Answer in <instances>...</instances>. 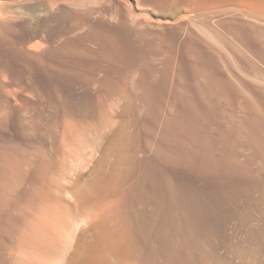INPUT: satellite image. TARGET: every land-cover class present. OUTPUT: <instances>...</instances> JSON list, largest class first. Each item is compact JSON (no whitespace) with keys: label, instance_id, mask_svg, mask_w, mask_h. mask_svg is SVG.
<instances>
[{"label":"rangeland","instance_id":"rangeland-1","mask_svg":"<svg viewBox=\"0 0 264 264\" xmlns=\"http://www.w3.org/2000/svg\"><path fill=\"white\" fill-rule=\"evenodd\" d=\"M53 1L45 0L44 3V0H0V5L4 3V8H19L16 10L17 15L12 14L16 16L13 19H18H12L15 24L8 19L7 24L4 22L0 28V81L3 85L0 84V98L4 95L1 98L3 101L0 99V125L4 123L0 127V264H264V85H261L264 84V55L261 56L263 53L255 48L258 56L261 53L259 58L262 59H259V62H250L251 60H247L246 56L238 51L235 54L237 59H234L229 55L232 51L228 52L225 48L221 51L219 48L222 45L210 41L212 52L220 50L222 58L219 59L215 52L213 62L211 61L212 66L216 63L213 67L218 68L214 69L218 73L215 74L216 78L226 80L227 85L228 81L235 83L234 86L233 82L230 83L232 87L229 85L231 88L228 94L217 96L212 91H209L211 94L206 92L209 87L206 75L201 77L182 70L189 64L200 63L197 62L198 59L187 56L186 49L169 47V43L163 38L159 37L160 40L158 37L152 38L148 34L142 35L133 31L132 35L130 33V40L127 39L129 42L121 41L123 47L121 42L118 44V47H125L126 50L129 49L127 45L131 44L132 51L130 56V50L125 54L127 63L124 62L122 67H118L113 61L110 62L109 57L102 58L105 53H98L100 47L96 41H85L87 37L84 35L88 33L86 29L90 31V25L100 20L97 11L96 14L90 12L92 9L94 11L96 6L93 5V0H88L86 11L85 8L84 11L83 8L80 10L81 15L89 17L84 19L82 15L84 21L80 17V20L78 17V20L71 17L77 13L79 15L78 9L71 7L75 6L71 1H68V4L65 0H57L60 3L57 5V1ZM64 2L66 5H63ZM50 5L52 7H49ZM27 7L31 9L28 11ZM10 8L8 11H11ZM46 10L49 19L46 17ZM62 15L65 17L62 18ZM18 21L22 23L18 24ZM34 23L36 26H33ZM73 25L77 28H73ZM25 26L27 29L31 27L29 31H26ZM227 26V23L221 24L226 30L230 28ZM81 30L83 33H80ZM57 31L61 33L58 34ZM196 33L198 34L196 31L194 35ZM21 36L28 41L26 49L22 50L18 42V37L20 39ZM199 36L198 34L194 37L200 41L206 39L204 35H201L203 40ZM5 37H8V41ZM63 37L67 39L64 40ZM216 37L218 39V36ZM35 40H38V43ZM54 40H58L57 43ZM207 41L200 43L205 45ZM7 42H11V45ZM61 42H67L62 43L64 49ZM53 43L57 48L52 47ZM36 44H40L39 48H35ZM132 45L139 48L141 54L134 53L138 50ZM46 46L56 50H52L50 55V49ZM229 46L234 45L229 43ZM229 46L228 48L233 50L234 47ZM32 53L34 54L31 55ZM48 54L49 56H46ZM86 55L92 59H88ZM18 56L27 62L19 60ZM60 56L64 59L62 63ZM78 56L85 62H81L83 60ZM239 58H243V61ZM49 61L52 62V68H58L57 71L54 69L56 75L59 74L57 81L53 82L55 85L35 72L38 65L42 67L46 63L49 64ZM60 64L65 65V68ZM259 64L263 65L262 69ZM62 69H67L68 72ZM232 74H235V78ZM2 78L7 79L5 81L8 85L2 83ZM12 79H15L16 83ZM210 81L208 80L209 84ZM241 82L243 88H239ZM20 85L21 87H18ZM50 87L53 88L50 90ZM23 90L24 93H21ZM148 90H151V93ZM205 93L206 96L208 94V98L205 96L208 101L203 97ZM182 100L204 101L212 107L213 110L209 109L210 112L206 113L208 116L205 114L207 121L202 118L205 120H199L202 125L199 121L195 123L205 128L204 137L216 146L214 155L220 158L227 153L228 158L250 179L246 183L235 184L222 191L218 197L219 206L212 209L207 216H203L205 222L208 220V226L201 231L203 234L200 231V234L197 233L199 246L192 248L186 247L183 238H180V235L178 237V234H171L170 229H167L170 233L164 231V236L158 234L162 233L160 225L169 223L170 220L161 218L159 208L163 206L157 201L154 202L153 193L147 188L145 181L147 170L142 166V161L154 158L162 130L170 119L178 117ZM13 101L19 104H12ZM231 127H234L236 132L223 138V132ZM192 193L193 190L188 193V203L192 202ZM148 194L151 195L149 198ZM204 197L208 199L207 196ZM150 221L153 228L149 227ZM147 223L149 231L145 230ZM34 230L38 232L34 233ZM172 235L174 239L169 247L163 239H170ZM181 245L182 249L179 251L178 247Z\"/></svg>","mask_w":264,"mask_h":264},{"label":"bare ground","instance_id":"bare-ground-1","mask_svg":"<svg viewBox=\"0 0 264 264\" xmlns=\"http://www.w3.org/2000/svg\"><path fill=\"white\" fill-rule=\"evenodd\" d=\"M53 1V0H52ZM57 1V0H56ZM63 1V0H60ZM65 1H71L75 6H71V7H76L79 11V15L78 13L75 15H71L73 12L70 13L71 17H74L76 19V17L82 18V15L80 14V10L83 8L82 11H86V5L87 2H89L88 0H65ZM4 2V1H3ZM18 2V1H17ZM21 2V1H20ZM55 2V1H53ZM58 2V1H57ZM57 4H60L59 2ZM68 2V4H69ZM93 5L95 6V9L93 11V9L90 11L91 13H95L97 11V13H99L100 15V20L98 23L96 24H91L90 25V31H88L89 29H86L88 33H86L84 36L87 37L85 38L83 36V34L81 36H83L85 39V41H90L88 39H92L94 41H96L99 44L100 47V52L98 53H105L104 57L102 58H108L111 59L110 62L113 61V63L118 66V67H122V65H124V62H126V60L124 57L126 56L125 54L129 51L128 56H130L131 54V44L127 45V43H124L125 45L129 46L127 48L128 50L118 47L119 42L121 41H128L130 40V36L132 35L133 31H137L139 34L142 35H149L152 36V38H163L167 41V43H169V47H178V49H186L187 52H185L187 54V56H191L193 58L198 59L197 62L200 63H195V64H189V66L185 67L182 70H185L189 73H191L192 75L197 74L198 76L201 75V77L205 76V79L207 81V85H209L208 87V91L206 88V92H208L209 94H211L210 92H214V95L217 96H221L224 94H228L229 93V88H231L232 86L235 85V83L233 82V85L230 84L232 82H229V85H227V83L221 79H218L219 77L216 78L215 74H218L214 71L215 68H217L216 66H212V59L214 58L215 54L217 53L219 59H222L220 57V53L219 52L222 48H225L226 51H232L229 52L234 59H237V56H235V54H237L236 51H238L239 53L245 55L244 57L249 60H251L250 62H259V59L261 60L262 58H259V56L261 55V53H263L261 56L264 55V0H93ZM2 2H0L1 4ZM11 3V2H10ZM30 3V2H29ZM28 3V4H29ZM44 3L45 0H44ZM50 4V2H48ZM52 3V2H51ZM4 4V3H3ZM2 4V6H3ZM21 4V3H20ZM24 4V3H23ZM27 4V3H26ZM42 4V3H41ZM65 4V2L63 3V5ZM7 4H5L6 6ZM11 5H13L11 3ZM16 5V4H15ZM44 5V4H43ZM46 5V4H45ZM48 5V4H47ZM54 5V4H53ZM61 5V6H63ZM66 5V4H65ZM92 5V4H91ZM0 5V28L3 27V25L6 23L7 24V20L11 19L9 21L13 22L12 19L13 16L16 13L18 14V12H16L17 9L19 8H14L16 10H11L10 7L4 8ZM20 6V5H18ZM23 6V5H22ZM26 6V5H25ZM29 6V5H28ZM59 6V5H58ZM68 6V5H67ZM86 6V7H85ZM89 6V5H88ZM31 7V5H30ZM49 7H52L51 5ZM55 7V5H54ZM53 7V8H54ZM60 7V6H59ZM97 7V8H96ZM8 8H10L11 11H8ZM24 8V7H23ZM32 8V7H31ZM29 8V9H31ZM35 8V6L33 7V9ZM46 8V6L44 7ZM70 8V7H68ZM88 8V7H87ZM94 8V7H93ZM7 9V10H6ZM28 9V7L26 8ZM28 9V11H29ZM37 9L38 6H37ZM47 9V8H46ZM49 9V8H48ZM52 9V8H50ZM61 9V8H59ZM64 9V8H62ZM76 9V10H77ZM25 10V9H24ZM53 10V9H52ZM51 10V11H52ZM27 11V10H26ZM31 11V10H30ZM40 11V10H39ZM38 11V12H39ZM47 11V10H46ZM45 11V12H46ZM70 11V10H69ZM93 11V12H92ZM25 12V11H24ZM43 12V13H45ZM60 12V11H59ZM62 12V11H61ZM77 11H75L76 13ZM41 13V12H40ZM50 13V12H49ZM54 13V12H52ZM67 13V12H65ZM85 13V12H84ZM90 13V14H91ZM13 14V15H12ZM16 14V15H17ZM25 14V13H22ZM33 14V13H31ZM30 14V15H31ZM48 14V11H47ZM96 14V13H95ZM35 15V14H34ZM40 15V14H39ZM43 15V14H42ZM61 16V14H59ZM98 15V14H97ZM98 15V16H99ZM23 17H26V15H22ZM27 16H28V12H27ZM36 16V15H35ZM34 16V17H35ZM44 16V15H43ZM46 16V15H45ZM49 14L46 16L48 18ZM50 16H52L50 14ZM56 16V15H55ZM54 16V17H55ZM64 15H62L63 18ZM93 16V14H92ZM96 16V15H95ZM20 17V16H19ZM37 17V16H36ZM42 17V16H41ZM65 17V16H64ZM70 17V19H71ZM18 18V17H17ZM39 18V16H38ZM46 18V19H47ZM53 18V17H52ZM83 18H89L87 15H83ZM82 18V20H83ZM99 18V17H98ZM21 19V17L19 18ZM28 19V18H27ZM49 19V18H48ZM76 19V20H78ZM97 19V17L95 18ZM14 21H17L18 19H13ZM23 20V19H22ZM25 20V19H24ZM36 20V19H35ZM53 20V19H52ZM73 20V19H72ZM75 20V21H76ZM80 20V19H79ZM41 21H43V19L41 18ZM55 21V20H53ZM61 21V20H59ZM63 21V20H62ZM84 21V20H83ZM97 21V20H96ZM5 22V23H4ZM18 21L17 23L19 24ZM34 22V21H33ZM37 22V21H36ZM58 22V19H57ZM68 22V21H67ZM79 22V21H78ZM87 22V21H86ZM94 22V21H92ZM22 23V22H21ZM41 23V22H40ZM48 23V22H47ZM47 23L45 24L47 26ZM50 23V22H49ZM60 23V22H59ZM82 23V21H81ZM90 23V22H89ZM227 23L228 26L230 28H226L224 29L223 27H221V24H225ZM9 24V23H8ZM12 24H15L14 22ZM36 23L33 24V26ZM56 24V23H55ZM67 24V23H66ZM64 24V26L66 25ZM79 24V23H78ZM83 24V23H82ZM82 24L80 26H82ZM25 25V24H22ZM40 25V24H39ZM52 25V24H51ZM68 25V24H67ZM76 25V24H75ZM75 25H73V28H77ZM84 25V24H83ZM230 25V26H229ZM11 26V25H10ZM28 26H30L28 24ZM36 26V25H35ZM61 26V24L59 25ZM58 26V27H59ZM72 26V25H70ZM79 26V25H78ZM87 26V25H86ZM85 26V27H86ZM89 26V25H88ZM225 26V25H224ZM24 27V26H23ZM52 30V27L49 26ZM68 27V26H67ZM15 28V27H14ZM20 28V27H19ZM25 28L27 29V27L25 26ZM29 28L26 31H29ZM37 28V27H36ZM40 29V27H38ZM37 28V29H38ZM54 28V27H53ZM61 28V27H60ZM70 28V27H69ZM33 29V27H32ZM35 29V28H34ZM47 29V28H46ZM55 29V28H54ZM63 29V28H62ZM82 29V28H81ZM85 29V28H84ZM49 30V29H48ZM71 30V28L69 29ZM198 32V34L201 36H205V40L207 42H205L207 44V46L213 42L217 45H222L221 48L217 49L219 51H213L210 49L211 45H209L208 47L206 46V44L204 45L203 42L205 40H203V37L201 36L203 41H200L197 39V37L195 38L194 36L198 35L196 33V35H194V32L196 31ZM2 31V30H0ZM55 31V30H54ZM63 31V30H62ZM68 31V30H67ZM66 31V32H67ZM72 31V30H71ZM79 31V30H78ZM78 31L76 33H78ZM12 32V31H11ZM17 32V31H16ZM35 32V30L33 31ZM45 32V31H44ZM48 31H46L47 33ZM53 32V31H51ZM50 32V33H51ZM56 32V31H55ZM58 32V31H57ZM64 32V31H63ZM132 32V33H131ZM2 32H0L1 34ZM5 32H3L4 34ZM32 33V32H31ZM49 33V32H48ZM47 33V34H48ZM61 32H58V34H60ZM65 33V32H64ZM80 33H83L82 30ZM85 33V32H84ZM131 33V35H130ZM201 33V34H200ZM6 34V33H5ZM18 34H20L18 32ZM17 34V35H18ZM53 34V33H52ZM51 34V35H52ZM58 34H56L58 37ZM69 34V33H68ZM65 34V35H68ZM8 35V34H7ZM6 35V36H7ZM33 35V34H32ZM44 35V34H43ZM64 35V34H63ZM76 35V34H75ZM194 35V36H193ZM2 36V35H1ZM0 36V37H1ZM4 36V35H3ZM48 36V35H47ZM54 36V35H53ZM50 36V37H53ZM60 36V35H59ZM68 36H72V35H68ZM79 36V35H78ZM135 36V35H134ZM140 36V35H139ZM199 36V38H200ZM218 36V39L217 37ZM10 39V36H8ZM7 37V38H8ZM14 37V36H13ZM22 37V36H21ZM45 37V36H44ZM49 37V38H50ZM133 37V36H132ZM4 38V37H3ZM6 38V37H5ZM6 38V40H7ZM17 38V37H16ZM29 38V36H28ZM27 38V40H29ZM34 38V37H33ZM37 38V36H36ZM64 40L67 39L65 37H63ZM73 38H75V36H73ZM73 38L71 37V39L73 40ZM129 38V39H128ZM137 38V37H136ZM157 38V39H158ZM159 38V39H160ZM2 39V38H1ZM42 39V37H41ZM40 39V40H41ZM46 39V38H45ZM51 39V38H50ZM54 39V38H53ZM52 39V40H53ZM57 39V38H55ZM59 39V38H58ZM70 39V38H69ZM80 39V38H79ZM128 39V40H127ZM135 39V38H134ZM133 39V40H134ZM160 39V40H161ZM3 40V39H2ZM5 40V39H4ZM31 40V38H30ZM34 40V39H33ZM71 40V41H72ZM76 40L78 41V37L76 38ZM81 40V39H80ZM91 40V41H92ZM138 40V39H137ZM193 40H195V42H193ZM8 41V40H7ZM13 42V39L11 40ZM38 41V40H37ZM36 40L35 42L38 43ZM43 41V39H42ZM46 41V40H45ZM48 41V38H47ZM58 41V40H56ZM54 40V42H56ZM63 41V39H62ZM69 41V40H68ZM67 41V42H68ZM75 41V40H74ZM76 41V42H77ZM139 41V40H138ZM211 41V42H210ZM222 41V42H219ZM1 42V41H0ZM4 42V41H3ZM15 42V41H14ZM18 42L19 45L22 46V49H26V46L28 44V41L24 40L23 37L19 39L18 37ZM53 42V41H52ZM60 42V41H59ZM66 42V43H67ZM75 42V43H76ZM129 42V41H128ZM136 42V41H135ZM140 42V41H139ZM224 42H228V43H224ZM10 43L11 42H7ZM17 43V40H16ZM34 43V41H33ZM32 43V44H33ZM44 43V41H43ZM47 43V42H46ZM50 43V41H49ZM57 43V42H56ZM62 43L65 42H61V46ZM65 43V44H66ZM85 43V42H84ZM83 43V44H84ZM90 43V42H89ZM122 43V42H121ZM141 43V42H140ZM224 43V44H223ZM233 44L234 46H229ZM1 44V43H0ZM6 44V43H5ZM30 44V43H29ZM31 44V46H32ZM45 44V43H44ZM48 44V43H47ZM60 44V43H58ZM79 44V43H78ZM77 44V46H78ZM81 44V43H80ZM114 44H116L117 46H115ZM137 44V42H136ZM203 44V45H202ZM212 44V43H211ZM228 44V45H227ZM7 45V44H6ZM13 45V43H12ZM40 46V44H38ZM42 45V43H41ZM46 45V44H45ZM50 45V44H48ZM76 45V44H75ZM89 45V44H88ZM123 47V43L121 44ZM135 45V44H134ZM139 45V44H138ZM143 45V44H142ZM183 45H188L189 49H187L188 47L185 46L186 48H184ZM227 45V47L225 46ZM8 46V45H7ZM15 46V45H14ZM13 46V47H14ZM37 44L35 45V48H39V46H37ZM53 46H56L52 45ZM60 46V45H59ZM66 46V45H65ZM69 46V45H67ZM73 46V45H72ZM76 46V47H77ZM133 46V45H132ZM136 46V45H135ZM145 46V45H144ZM143 46V48H144ZM229 47H234L233 50H235V52L233 53V50H230ZM11 47V46H10ZM30 47V45H29ZM49 47V51L48 53L51 55V48L50 46H46ZM70 47V46H69ZM75 47V46H73ZM79 47V46H78ZM78 47L76 49H78ZM134 47V46H133ZM140 47V46H139ZM142 47V46H141ZM147 47V46H146ZM5 48V47H4ZM16 47H14L15 49ZM20 48V47H19ZM34 48V47H32ZM31 48V49H32ZM42 48V47H40ZM44 48V47H43ZM57 48V46L55 47ZM54 48V50H56ZM62 48V47H61ZM81 48V46L79 47ZM87 48V47H86ZM95 48V47H94ZM136 48V47H134ZM133 48V49H134ZM168 48V47H167ZM255 48L259 49L261 53H259V56L256 53ZM7 49V48H6ZM13 49V48H12ZM18 49V48H17ZM16 49V50H17ZM29 49V48H27ZM30 49V50H31ZM64 49V46H63ZM73 50V48H71ZM83 49V48H82ZM139 48H136L135 50H138ZM170 49V48H169ZM10 49H8L9 51ZM34 50V49H33ZM36 50V49H35ZM53 50V51H54ZM62 50V49H61ZM70 49L68 48V51ZM96 50V49H94ZM174 51V49H171V51ZM183 50V51H184ZM224 51V49H222ZM221 50V51H222ZM7 51V52H8ZM15 51V50H14ZM12 51V52H14ZM20 51V50H19ZM29 51V50H28ZM41 51V50H40ZM45 51V48L43 50V52ZM60 51V50H59ZM64 51V50H62ZM67 50H65L66 52ZM67 51V52H68ZM76 51V50H75ZM75 51H73V53H75ZM143 51V50H142ZM170 51V50H169ZM172 51V52H173ZM176 51V50H175ZM33 52V51H32ZM36 52V51H35ZM72 52V51H71ZM84 52V51H83ZM86 52V51H85ZM93 52V51H92ZM138 51H134V53H138ZM146 52V51H144ZM168 52V51H167ZM170 52V53H172ZM182 52V51H179ZM10 53V52H9ZM16 53V52H15ZM20 53V52H19ZM22 53V51H21ZM59 53V52H58ZM57 53V54H58ZM61 53V51H60ZM64 52H62L63 54ZM72 53V54H73ZM96 53V52H95ZM133 53V55H135ZM140 53V52H139ZM143 53V52H142ZM176 53V52H175ZM178 53V52H177ZM34 53H32L31 55H33ZM36 54V53H35ZM46 55V56H49ZM55 54V53H54ZM67 54V53H64ZM71 54V55H72ZM85 54V53H83ZM91 54V53H90ZM89 54V55H90ZM141 54V53H140ZM184 54V55H186ZM240 54V55H241ZM4 55V54H3ZM11 55V54H10ZM21 55V54H20ZM38 55V54H36ZM70 55V54H69ZM77 55V54H76ZM81 55V54H79ZM88 55V54H87ZM86 55V56H87ZM88 55V56H89ZM132 55V56H133ZM143 55V54H142ZM181 55V54H180ZM183 55V54H182ZM216 55V57H217ZM241 55V56H243ZM5 56V55H4ZM22 56V55H21ZM67 56V55H65ZM64 56V58H65ZM75 56V55H74ZM87 58H91L88 57ZM96 56V55H95ZM136 56H138L136 54ZM238 56V57H241ZM1 57V55H0ZM12 57V56H11ZM19 57V56H18ZM62 58V56H60ZM59 57V58H60ZM70 60H71V56ZM80 57V56H78ZM84 57V56H82ZM97 57V56H96ZM134 57V56H133ZM142 57V56H141ZM264 57V56H263ZM6 58V57H5ZM23 59V57H21ZM21 58L19 57L18 59L21 60ZM41 58V57H40ZM60 58V59H61ZM73 58V56H72ZM81 58V57H80ZM80 58L78 60H80ZM244 58V59H245ZM17 59V60H18ZM47 59V58H46ZM50 59V58H49ZM63 59V58H62ZM74 59V58H73ZM72 59V60H73ZM83 60V58H81ZM92 59V58H91ZM90 59V60H91ZM125 59V61H124ZM241 59V61H243V58H239ZM245 59V61H246ZM247 59V60H248ZM12 60V59H11ZM43 60V59H42ZM55 61V57L53 59ZM67 60V59H66ZM65 60V61H66ZM86 60V59H85ZM96 60V58H95ZM108 60V59H107ZM136 60V59H134ZM200 60V61H199ZM8 61V60H7ZM24 62H27V60H21ZM20 61V63H21ZM46 61V60H44ZM43 61V64H44ZM48 61V59H47ZM46 61V62H47ZM53 61V62H54ZM59 61V60H58ZM63 60H61L62 63ZM100 61V60H99ZM240 61V63H241ZM14 62V61H13ZM32 62V61H30ZM50 62V61H49ZM77 62V61H76ZM81 62H85L84 60ZM95 62V61H94ZM94 62H92L93 64H95ZM213 62V61H212ZM239 62V61H238ZM247 62V61H246ZM249 62V61H248ZM261 62V61H260ZM264 62V60H263ZM9 63V62H7ZM15 63V62H14ZM52 62H50L49 64L46 63L45 65H43L42 67H40L38 65V67H36V73L38 72L39 75L41 76L44 80L48 81L49 83H52L56 80V78L58 77V75H56V68H52ZM66 63V62H65ZM73 63V62H72ZM75 63V62H74ZM109 63V62H108ZM12 64V63H11ZM19 64V63H17ZM25 64V63H24ZM28 64V63H26ZM31 64V63H30ZM38 64V63H37ZM56 64V63H54ZM53 64V65H54ZM64 64V63H63ZM82 64V63H80ZM84 64V63H83ZM82 64V65H83ZM101 64V62H100ZM246 64V63H244ZM243 64V65H244ZM249 64V63H248ZM10 65V63H9ZM76 65V64H75ZM74 65V66H75ZM86 65V64H84ZM98 65V64H97ZM106 65V63H105ZM103 65V66H105ZM261 65V69H262V64H259V66ZM12 66V65H11ZM28 66V65H27ZM27 66H25L27 68ZM61 66V64H60ZM65 66V65H64ZM64 66H61L63 68H65ZM81 66V65H80ZM92 66V65H91ZM245 66V65H244ZM244 66L242 68V70H244ZM16 67V66H14ZM68 67V66H67ZM79 67V66H78ZM118 67L117 70H118ZM3 68V67H2ZM6 68V67H5ZM4 68V69H5ZM13 68V67H12ZM60 68V67H59ZM72 68V66H71ZM69 68V70L71 69ZM264 68V67H263ZM3 69V71H4ZM30 69V68H29ZM26 69V70H29ZM34 69V68H33ZM54 69H56V71H54ZM77 69V68H75ZM75 69L73 70V73L75 71ZM81 69V68H80ZM121 70V68H119ZM2 70V69H1ZM17 69H15L16 71ZM61 70V69H60ZM64 71V69H62ZM117 70H115L117 72ZM181 70V71H182ZM218 70V68H217ZM25 71V70H23ZM67 69L64 71L66 72ZM78 70H76L77 72ZM81 71V70H80ZM212 71V72H211ZM13 72V71H12ZM63 72V73H64ZM68 72V71H67ZM71 72V71H70ZM82 72V71H81ZM114 72V71H113ZM184 72V71H183ZM215 72V73H214ZM231 72V71H230ZM243 73V71H241ZM259 72V71H258ZM264 72V69H263ZM4 73V72H3ZM5 73L8 72L6 71ZM24 73V72H23ZM26 73V71H25ZM24 73V74H25ZM233 73V72H232ZM11 75V73H9ZM17 74V73H16ZM61 74V72H60ZM66 74V73H65ZM68 74V73H67ZM71 74V73H70ZM69 74V76H71ZM114 74V73H112ZM110 74V75H112ZM230 74V73H229ZM228 74V75H229ZM263 74V73H262ZM4 75V74H3ZM6 75V74H5ZM6 75V77H8ZM9 75V76H10ZM80 75V74H79ZM196 75V76H197ZM221 75V74H220ZM235 78V74H232ZM1 76V74H0ZM66 76V75H65ZM75 76H77L75 74ZM203 76V77H204ZM208 76V77H207ZM3 77V76H2ZM15 77V75H14ZM39 77V78H41ZM68 77V75H67ZM108 77V76H106ZM208 79H207V78ZM229 78V76H227ZM24 78V77H23ZM109 78V77H108ZM106 78V79H108ZM3 79V78H2ZM38 79V78H35ZM60 79V77H59ZM72 79V78H71ZM74 79V77H73ZM78 80V77L76 78ZM7 80L6 78L2 80V83L5 82ZM15 81V79H12ZM19 80V79H18ZM208 80L210 81V84L208 83ZM225 82H223V81ZM23 82V80H21ZM57 81V80H56ZM66 81V80H65ZM69 81V80H68ZM67 81V82H68ZM75 81V80H74ZM72 81V82H74ZM106 81V80H103ZM102 81V82H103ZM110 82V80H108ZM10 82V81H9ZM34 82V81H33ZM59 82V81H58ZM57 82V84H59ZM64 82V81H63ZM16 83V81L14 82ZM25 83V82H23ZM56 83V82H55ZM105 83V82H104ZM1 84V81H0ZM8 85V83H6ZM5 84V85H6ZM10 84V83H9ZM21 84V83H20ZM41 84V83H40ZM43 84V83H42ZM46 84V83H45ZM48 84V83H47ZM237 84V82H236ZM241 85L239 86V88H243V83H240ZM2 85V84H1ZM6 85V86H7ZM11 85V84H10ZM15 85V84H13ZM18 85V84H17ZM15 85V86H17ZM36 85V84H35ZM55 85V84H53ZM264 85V84H261ZM3 86V85H2ZM38 86V85H37ZM41 87V85H39ZM47 86V85H46ZM50 86V85H49ZM1 87V86H0ZM12 87V86H11ZM18 87H21L18 86ZM54 87V86H53ZM50 87V90L53 88ZM7 88V87H6ZM14 88V87H13ZM46 88V87H45ZM48 88V87H47ZM210 88V89H209ZM236 88V87H235ZM41 89V88H40ZM49 89V88H48ZM105 89V87H104ZM1 90V89H0ZM7 90V89H5ZM13 90V89H12ZM18 90V89H17ZM15 92H18V91ZM22 90V89H21ZM49 90V91H50ZM200 90V89H199ZM10 91V89L8 90ZM39 91V90H38ZM149 91V90H148ZM151 91V90H150ZM149 91V92H150ZM153 91V90H152ZM210 91V92H209ZM3 92V91H2ZM1 92V93H2ZM7 91H4V93ZM20 92V90H19ZM148 92V93H149ZM199 92V91H198ZM8 93V92H7ZM10 93V92H9ZM14 93V92H13ZM24 93V90L23 92ZM35 93H37L35 91ZM151 93V92H150ZM232 93V91H231ZM11 94V93H10ZM9 94V95H10ZM16 94V93H15ZM20 94V93H19ZM6 95V94H5ZM17 95V94H16ZM25 95V94H24ZM149 94H147L148 96ZM153 95V94H152ZM4 96V95H3ZM1 96V98L3 97ZM19 96V95H18ZM39 96V95H38ZM203 96V95H202ZM206 96V93L204 94V98ZM208 96V94H207ZM206 96V97H207ZM213 96V93H212ZM11 97V95H10ZM9 97V98H10ZM43 98V96H41ZM0 98V99H1ZM7 98V97H5ZM15 98V95H14ZM19 98V97H18ZM40 98V96H39ZM202 98V100L204 99ZM208 98V97H207ZM205 98L207 101L208 99ZM17 99V97H16ZM24 99V97H23ZM26 99V98H25ZM2 100V99H1ZM6 100V99H5ZM18 100V99H17ZM15 100V101H17ZM21 100V99H20ZM40 100V99H39ZM44 100V99H42ZM3 101V100H2ZM7 101V100H6ZM12 104H14V102ZM24 101V100H23ZM41 101V100H40ZM183 101V100H182ZM181 101V102H182ZM9 102V101H8ZM12 102V101H11ZM21 102V101H20ZM39 102V101H38ZM18 103V102H15ZM27 103V102H26ZM42 103V102H40ZM9 104V103H8ZM19 104V103H18ZM36 104V103H35ZM17 105V104H16ZM23 105V103H22ZM25 105V103H24ZM38 105V104H37ZM211 106H213V104H211ZM13 107V106H12ZM16 107V106H15ZM20 107V106H19ZM25 107V106H24ZM33 107V106H32ZM35 107V106H34ZM37 107V106H36ZM35 107V108H36ZM215 107V106H213ZM10 108V107H8ZM26 108V107H25ZM13 110L15 108H12ZM11 109V110H12ZM21 109V108H20ZM28 109V108H27ZM209 109H212V107H210L209 104H207L206 102L204 103L201 101H191V100H185L181 103L178 113H177V118L175 119L172 118L170 119L166 125L164 126L163 130H162V136L160 138L159 141V146L155 151L154 154V158L152 160H144L142 161V166L146 167V178L145 181L147 182L148 186L147 188H149L151 190V192L153 193V200H155L154 202L158 204H160L163 207H160V215L161 218L168 220L167 218H169L170 221H168L169 223H163L162 225H160V230H162V233H158L159 235H165V230L170 229L171 230V234L173 233L174 236L178 234V237L180 235V238H183V241L185 243V246L188 248H192V246L197 247V245L199 246L198 242L199 239L197 238V233L200 231H203L204 228H206L208 226V220H206L207 222L204 221L203 216H207L208 213H210L212 211V209H214L215 207L219 206V200L218 197H220L219 195L222 194V191L224 189H227L230 186H234L235 184H239V183H246L248 181H250V179L243 174L238 166H236V164L234 162H232L228 157L227 153L226 155L217 158L214 155L216 146L214 145V143L211 140H208L204 137L205 134V128H202V124H201V119L205 118L207 121V117H205V114L209 111ZM18 110V109H17ZM26 110V109H25ZM213 110V109H212ZM29 111V110H27ZM6 112V111H5ZM9 112V111H8ZM12 112V111H11ZM30 112V111H29ZM28 112V113H29ZM210 112V111H209ZM212 112V111H211ZM13 113V112H12ZM16 113V111H15ZM18 113V111H17ZM22 113V111H21ZM20 114V113H19ZM18 114V115H19ZM30 114V113H29ZM12 115V114H11ZM21 115V114H20ZM26 115V114H24ZM204 115V117H203ZM208 116V114H206ZM7 117L10 115H6ZM23 116V114H22ZM30 116V115H29ZM14 117V116H13ZM25 117V116H24ZM27 117V116H26ZM33 117V116H32ZM31 118V117H30ZM29 118V119H30ZM209 118V117H208ZM25 119V118H23ZM2 120V119H1ZM6 120V119H4ZM17 120V119H16ZM32 120V118H31ZM201 122H200V121ZM204 120V119H202ZM24 121V120H23ZM33 121V120H32ZM200 122V124H197L195 122ZM205 121V120H204ZM203 121V122H204ZM17 122V121H16ZM26 122V121H25ZM35 122V120H34ZM33 122V123H34ZM198 122V123H199ZM253 122V121H252ZM20 123V122H19ZM28 123V122H27ZM205 123V122H204ZM261 123V122H260ZM4 123H2L3 125ZM24 124V123H23ZM29 124V123H28ZM31 124V123H30ZM258 124V123H257ZM0 125V127L2 126ZM6 125V124H5ZM259 125V124H258ZM257 125V126H258ZM30 126V125H29ZM248 126V125H247ZM35 127V126H34ZM3 128V127H2ZM1 128V129H2ZM6 128V126L4 127ZM33 128V127H32ZM31 128V129H32ZM28 129L30 130V128L28 127ZM4 130V129H3ZM39 130V128H38ZM36 131V129H35ZM238 131V130H237ZM241 131V130H239ZM37 132V131H36ZM236 132V129L234 127L228 128L226 131L223 132L222 136L224 137H229V135H231L232 133L234 134ZM33 133V132H32ZM1 134V133H0ZM40 134V133H39ZM37 132V135H39ZM237 134V133H236ZM235 134V135H236ZM241 134V133H240ZM32 134H30L31 136ZM239 135V134H237ZM33 136V135H32ZM31 136V137H32ZM232 137V136H231ZM237 137V136H236ZM235 137V138H236ZM229 139V138H227ZM233 141V140H232ZM2 151V150H1ZM229 154V153H228ZM135 158V157H134ZM3 164V163H2ZM139 165V164H138ZM141 167V166H140ZM2 168V167H1ZM142 178V177H141ZM143 181V178L142 180ZM141 184V183H139ZM146 184V185H147ZM145 188V187H144ZM140 190H143L141 188H139ZM147 190V189H145ZM190 190H193V193L190 194V196L193 197L192 202L188 203L187 201V196L189 195L188 193L190 192ZM192 192V191H191ZM147 194V193H145ZM141 195H143L141 193ZM145 197H147L146 195H144ZM142 196V197H144ZM149 196H151L150 194H148V198ZM207 196L208 199H206ZM189 197V196H188ZM219 201V202H218ZM159 207V206H158ZM158 209V208H157ZM148 212V211H147ZM157 212V211H156ZM150 225V226H149ZM146 224V231H149L148 226L153 228V224L151 225V221L150 223ZM145 227V226H144ZM39 229V228H38ZM37 229V230H38ZM36 230V228H35ZM33 231L34 233L38 232V231ZM143 230V229H141ZM140 230V231H141ZM144 230V231H145ZM169 231V230H167ZM32 232V233H33ZM170 233V231H169ZM202 233V232H201ZM170 234V235H171ZM200 234V233H198ZM203 234V233H202ZM31 235V233H30ZM38 235V234H36ZM134 236V235H133ZM161 236V237H163ZM32 237V235H31ZM136 238V236H134ZM139 237V236H138ZM172 238L170 239H163V242L165 243V245H168L169 247L172 246L171 242L174 238L173 235L171 236ZM176 238V237H175ZM198 239V240H197ZM135 242V240H134ZM137 242V241H136ZM135 244V243H134ZM171 244V245H170ZM138 245V244H137ZM168 247V248H169ZM193 247V248H194ZM135 248V247H134ZM180 248L182 249V245L180 247H178V250H180ZM172 249V248H171ZM190 251V250H189ZM195 251V249H194ZM171 252V251H170ZM177 252V251H176ZM202 252V251H201ZM178 253V252H177ZM176 254V253H175ZM174 254V255H175ZM203 254V253H201ZM174 260V259H173ZM176 263V262H175ZM179 263V262H178Z\"/></svg>","mask_w":264,"mask_h":264}]
</instances>
